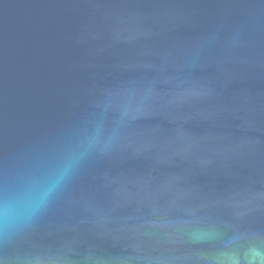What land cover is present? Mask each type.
<instances>
[{"label":"water","instance_id":"1","mask_svg":"<svg viewBox=\"0 0 264 264\" xmlns=\"http://www.w3.org/2000/svg\"><path fill=\"white\" fill-rule=\"evenodd\" d=\"M0 264H264V0H0Z\"/></svg>","mask_w":264,"mask_h":264}]
</instances>
